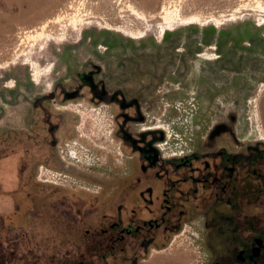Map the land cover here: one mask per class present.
<instances>
[{"label": "rangeland", "instance_id": "1", "mask_svg": "<svg viewBox=\"0 0 264 264\" xmlns=\"http://www.w3.org/2000/svg\"><path fill=\"white\" fill-rule=\"evenodd\" d=\"M260 19L264 0H0V264H202L198 212L163 233L111 228L118 204L139 201L126 192L118 109L91 88L138 98L162 152L202 144L218 123L250 141L264 134ZM242 206L243 234L263 228L264 198Z\"/></svg>", "mask_w": 264, "mask_h": 264}, {"label": "flooded vegetation", "instance_id": "2", "mask_svg": "<svg viewBox=\"0 0 264 264\" xmlns=\"http://www.w3.org/2000/svg\"><path fill=\"white\" fill-rule=\"evenodd\" d=\"M91 90L94 101H106L118 109L115 136L121 139L125 157L126 192L139 201L118 204L111 228L119 229L122 236L144 226L163 233L179 228L186 213L198 212L193 227L199 229L196 236L204 250L202 264H264V227L244 235L239 217L243 202L264 198V134L242 141L232 128L218 123L207 131L202 144L191 143L179 153L171 148L162 152L163 132L158 125H145L147 118L138 98L96 84ZM130 159H135L139 172L131 184ZM152 180L160 186L158 193ZM122 212L129 214L124 225ZM142 213L149 217H134ZM109 238L115 240L112 235ZM153 240L151 235L141 246L147 250ZM130 261L137 264V259Z\"/></svg>", "mask_w": 264, "mask_h": 264}, {"label": "bare ground", "instance_id": "3", "mask_svg": "<svg viewBox=\"0 0 264 264\" xmlns=\"http://www.w3.org/2000/svg\"><path fill=\"white\" fill-rule=\"evenodd\" d=\"M98 5H100V3H98ZM77 10V12H78V16H80L79 18H78V20H82L83 18H82V16L83 15H87L86 13H83V4H80V6L76 9ZM134 13V12H133ZM136 14V18L137 19H141L142 21H144V20H146L147 19V16L146 15H144V14H140V13H135ZM73 18V17H72ZM227 20L228 19H233V17L231 16V17H228V18H226ZM75 20V19H74ZM200 21V17L199 16H197V15H193V16H189V17H187L186 19H184V23H193V22H199ZM260 21L261 22H259V25H261V24H263V22H264V19H260ZM80 23L82 22H84V21H79ZM173 22V21H172ZM169 27L166 25V26H161L160 27V29H159V31L162 33V32H164L166 29H168ZM145 30H149L150 28H148V27H146V28H144ZM124 33H126V34H128V35H130V36H132V37H134V38H139V37H142L144 34L142 33V31H140V32H128V31H124ZM42 34V32H36L35 34H29L28 36L29 37H31V38H34V37H37V36H40ZM160 128V127H159ZM71 155H73L72 153H71Z\"/></svg>", "mask_w": 264, "mask_h": 264}]
</instances>
